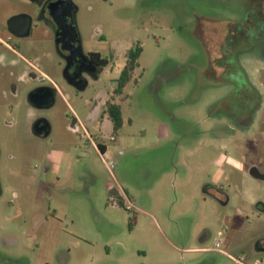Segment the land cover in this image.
<instances>
[{"label": "rangeland", "instance_id": "374dc122", "mask_svg": "<svg viewBox=\"0 0 264 264\" xmlns=\"http://www.w3.org/2000/svg\"><path fill=\"white\" fill-rule=\"evenodd\" d=\"M70 1L85 50L119 56L79 91L66 84L47 28L9 34L12 15H36L37 5L0 0V27L9 17L0 32V264H264V96L241 123L226 120L219 105L230 79L210 73L206 36L212 24L240 29L256 8L245 13L249 0ZM137 45L143 53L115 95ZM242 51L262 56L257 45ZM4 58L20 62L4 66ZM244 66L258 83L257 65ZM34 67L68 104L36 109L53 128L45 137L31 130L26 94L50 80L28 76L24 87L18 79ZM103 97L121 107L116 132L93 122ZM77 117L83 125L72 133L66 125ZM93 143L106 145L111 170ZM218 241L229 258L189 251Z\"/></svg>", "mask_w": 264, "mask_h": 264}, {"label": "flooded vegetation", "instance_id": "af4514ba", "mask_svg": "<svg viewBox=\"0 0 264 264\" xmlns=\"http://www.w3.org/2000/svg\"><path fill=\"white\" fill-rule=\"evenodd\" d=\"M249 3V9H247L245 13H248L252 10V7H255V18L252 19L247 14L245 21L241 23L240 29L233 28L232 26H228V28L221 24H212L206 29L207 41L211 50L209 63L210 73H213L214 76L217 77L228 75L230 79L229 92H227L225 97L227 99L225 102L223 101L221 103V105L224 104V109H221L223 107L219 105L220 112L222 111L226 115V120H232V122L235 123H241L245 118L250 116L252 112L259 111L264 96V88L262 87L264 86V81L262 80L264 76V0H249ZM37 7L38 11L36 15L29 13L32 18V27L28 35L30 36L32 34L34 24H36V29H39L41 26L47 28V30L51 32L57 53L61 60H63L65 69L68 66L67 71L64 73V77L69 87L77 91L88 87L90 84L100 79L104 68L110 62L119 58L116 52H110V54L105 56L100 52L85 50L82 36L77 26L76 17L78 9L70 0H47L43 5ZM9 34L15 37V35L10 32ZM102 38L103 37H101V39ZM229 42L231 43V50L236 49V53H238L233 56V58L230 57V53L227 50V48L230 47L228 45ZM5 45L13 55L21 57L18 55L19 49L17 50L9 44ZM249 45L259 46L262 56L252 57L249 56L247 52H243L242 50L244 47H248ZM137 53L139 54L138 61L143 53L141 45H137L135 48L126 52L125 57L127 66L123 73L129 67V64L132 63ZM19 62L20 61H13L7 63L5 58L1 59V63H3L4 66L12 64L14 67L17 66ZM247 62L257 65L258 83L254 82L248 69L244 66ZM33 69L35 70L34 74L24 75V78L18 77L19 81L21 82L23 80V83H27L29 80L28 76H30L39 83L44 82L38 80L36 74L37 68L34 67ZM50 83L51 87L49 88H52L55 99L52 103H45V100L48 99V94L46 95L45 92H37L38 88L48 86H39L30 89L26 94V104L29 106L30 113L34 116L29 124H31L33 134L39 137L50 135L53 128L49 121L36 117V109H49L55 104L58 98H61L62 102L67 105L62 88L52 80H50ZM17 88L18 87H16L14 91V96L16 95V97L18 96ZM118 91L119 87L113 91V94L117 95ZM105 99L108 100L106 109L108 104H116L112 102L113 97L111 100H109L108 97ZM105 99L103 97V99L99 100L93 119L99 111V105ZM216 121L221 122L225 120L221 119V117H216ZM67 125L73 131L78 132L79 126H82L83 123L77 117L74 118L71 125H69V123ZM44 126H48V135L39 132V128ZM261 249V243L256 245L257 252L262 251ZM1 258H5V256L0 252V259Z\"/></svg>", "mask_w": 264, "mask_h": 264}, {"label": "water", "instance_id": "95a60500", "mask_svg": "<svg viewBox=\"0 0 264 264\" xmlns=\"http://www.w3.org/2000/svg\"><path fill=\"white\" fill-rule=\"evenodd\" d=\"M32 27V18L28 14H19L13 16L9 21H8V30L11 34L17 36V37H26ZM68 66L64 70V73L67 71ZM52 88L49 87H40L37 89L38 93H43L45 92L46 95L48 94V99L45 100V103H52L54 102V95L52 92ZM39 132L41 134L45 133V135H48V126H44L39 128Z\"/></svg>", "mask_w": 264, "mask_h": 264}, {"label": "trees", "instance_id": "16d2710c", "mask_svg": "<svg viewBox=\"0 0 264 264\" xmlns=\"http://www.w3.org/2000/svg\"><path fill=\"white\" fill-rule=\"evenodd\" d=\"M27 1H29L30 3L35 4L37 6H41L47 0H27ZM138 56H139V54L137 53L135 55L132 63L129 64V67L123 73L121 80H120V86H119L118 94L121 93L122 89L125 87L128 79H129L130 72L137 66ZM106 112L109 115V117L113 123V129L116 132L123 125V117H122L121 107L118 104H108ZM98 148L101 152H103V153L105 152L103 145H99Z\"/></svg>", "mask_w": 264, "mask_h": 264}, {"label": "crops", "instance_id": "0c3cea01", "mask_svg": "<svg viewBox=\"0 0 264 264\" xmlns=\"http://www.w3.org/2000/svg\"><path fill=\"white\" fill-rule=\"evenodd\" d=\"M29 2V1H28ZM18 14H21V13H15V14H13L12 16H14V15H18ZM9 18V17H8ZM7 18V19H8ZM7 19H6V21H7ZM4 22V24H3V26L2 27H0V32L2 33V32H4V30L3 29H5V26L7 25L6 23L7 22ZM18 55L20 56L21 54H20V52H18ZM37 70H39V69H37ZM37 72V71H36ZM40 72H41V69H40ZM37 74H38V72H37ZM50 79V78H49ZM22 82H23V80H22ZM24 87H27L28 86V84L26 83V82H24V85H23ZM107 99H105L100 105H99V107H98V112H97V115H96V117H94V119H93V122L95 123L98 119L100 120V119H102V121H103V123H105V125H107V123L109 124V125H111V127H113V123H112V121H111V119H110V117L108 118H106L105 116H108L107 114H106V103H107ZM67 106H68V104H67ZM103 108V109H102ZM103 110V111H102ZM105 117V118H104ZM67 126V129H68V131H71L72 133L73 132H75V131H73L72 129H70L69 127H68V125H66ZM161 131H163V129L161 128ZM159 137H161V136H159ZM103 145V147H104V151H106L107 149H106V145L105 144H102ZM93 147H94V150L97 152V153H101L100 152V150H99V148H98V146L97 145H95L94 143H93ZM101 155V154H100ZM209 191L210 190H208L207 191V193L209 194ZM203 245H205V243L203 244L202 243V246H200V247H198V248H194V249H190L189 251L191 252V253H200V254H210V253H217V254H220V255H223V256H226V257H230V256H227V254L224 252H222L223 250H221V249H219L220 251H218V250H216L215 248H213L212 250H210L208 247H206V246H203Z\"/></svg>", "mask_w": 264, "mask_h": 264}, {"label": "built area", "instance_id": "2783aa9c", "mask_svg": "<svg viewBox=\"0 0 264 264\" xmlns=\"http://www.w3.org/2000/svg\"><path fill=\"white\" fill-rule=\"evenodd\" d=\"M37 72H38V75H37V78H38V80H40V81H44V80H49V78L48 77H46V76H44L39 70H37ZM88 134H87V132H86V134H85V136H84V138H88ZM111 140L112 141H115V137L113 136L112 138H111ZM101 152V151H100ZM101 154V156H102V159H103V157H105L104 155H105V153H103V152H101L100 153ZM103 161L105 162V164L107 165V167L111 170V166H114V163L112 162L110 165H108L107 163H106V161L103 159ZM130 207L128 206V208L127 209H129ZM221 242L220 241H218L217 243H216V246H215V249L216 250H218V251H220L219 249H221ZM223 252V251H222ZM224 253V252H223ZM236 263H238V264H246V258L244 257H242L241 259H235V258H233V257H231ZM255 264H258V263H255Z\"/></svg>", "mask_w": 264, "mask_h": 264}]
</instances>
